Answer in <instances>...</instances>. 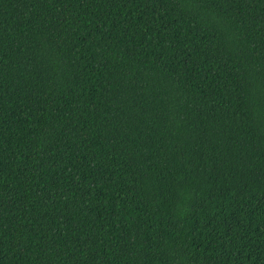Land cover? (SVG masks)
<instances>
[{"label": "trees", "instance_id": "trees-1", "mask_svg": "<svg viewBox=\"0 0 264 264\" xmlns=\"http://www.w3.org/2000/svg\"><path fill=\"white\" fill-rule=\"evenodd\" d=\"M0 264H264V0H0Z\"/></svg>", "mask_w": 264, "mask_h": 264}]
</instances>
